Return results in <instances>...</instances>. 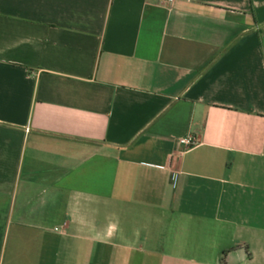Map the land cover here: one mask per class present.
I'll list each match as a JSON object with an SVG mask.
<instances>
[{
	"label": "crops",
	"instance_id": "1",
	"mask_svg": "<svg viewBox=\"0 0 264 264\" xmlns=\"http://www.w3.org/2000/svg\"><path fill=\"white\" fill-rule=\"evenodd\" d=\"M0 264H264V0H0Z\"/></svg>",
	"mask_w": 264,
	"mask_h": 264
},
{
	"label": "built area",
	"instance_id": "2",
	"mask_svg": "<svg viewBox=\"0 0 264 264\" xmlns=\"http://www.w3.org/2000/svg\"><path fill=\"white\" fill-rule=\"evenodd\" d=\"M167 1H172V0H167ZM180 143L185 147H190L196 143V139L192 136H186L180 138Z\"/></svg>",
	"mask_w": 264,
	"mask_h": 264
}]
</instances>
